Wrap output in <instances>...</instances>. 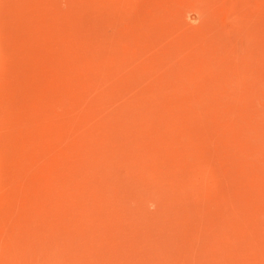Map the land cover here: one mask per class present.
I'll list each match as a JSON object with an SVG mask.
<instances>
[{
	"label": "rangeland",
	"instance_id": "rangeland-1",
	"mask_svg": "<svg viewBox=\"0 0 264 264\" xmlns=\"http://www.w3.org/2000/svg\"><path fill=\"white\" fill-rule=\"evenodd\" d=\"M0 264H264V0H0Z\"/></svg>",
	"mask_w": 264,
	"mask_h": 264
}]
</instances>
